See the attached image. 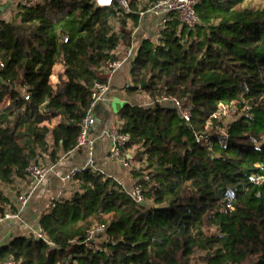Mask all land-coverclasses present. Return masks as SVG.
<instances>
[{"label":"trees","instance_id":"trees-1","mask_svg":"<svg viewBox=\"0 0 264 264\" xmlns=\"http://www.w3.org/2000/svg\"><path fill=\"white\" fill-rule=\"evenodd\" d=\"M125 1L41 0L0 19V218L29 165L81 150L95 84H108L109 63L134 47L140 12L157 0ZM196 10L195 28L173 17L128 62L127 92L153 100L119 112L146 203L94 167L78 170L71 194L39 219L52 244L12 237L0 264H264V0H200ZM164 96L193 105L189 125ZM221 103L236 109L223 135L206 129ZM100 225L105 239L91 250L84 241Z\"/></svg>","mask_w":264,"mask_h":264},{"label":"built area","instance_id":"built-area-1","mask_svg":"<svg viewBox=\"0 0 264 264\" xmlns=\"http://www.w3.org/2000/svg\"><path fill=\"white\" fill-rule=\"evenodd\" d=\"M5 0H0V4ZM122 6L128 9V4L125 0H118ZM200 0H157L154 2L147 10L140 12V19L145 16L151 15L159 20L160 26H164L168 21H171L173 17H177L182 25L193 29L198 24H200V17L197 13V5ZM21 5L23 6H31L33 5V1L30 2L28 0H22ZM134 54V47H130L127 51L121 56L120 59L110 62L108 66V70L110 73L124 67L132 58ZM4 63L0 62V68H4ZM110 87L108 84L97 82L94 86L92 92V109L96 103L101 101L104 96L109 92ZM26 100H30V95L27 94L25 96ZM162 103H169V105L173 106L176 109L179 117L186 123L190 124L193 119L194 107L191 103H187L180 99H176L169 96H164L160 100ZM92 109L88 112L86 117L83 119L81 123V132L78 138V143L76 148L83 149L88 148L90 158L94 155V141L89 139V134L96 124V118L92 114ZM235 108H232L231 104L221 103L219 105L218 111L213 115V119H211L206 129H212L215 126H220V130L223 134H225L223 125H221V121L224 117L228 116V113L233 115L236 111ZM216 122V123H215ZM228 125V124H227ZM108 137L111 141L110 150L108 152V158L111 161H117L122 164L124 168L130 169H141L142 163H137L133 158H130L128 155V149L126 148L129 144L131 137L129 134L122 132V129L119 126H115L111 128L107 132ZM210 135L201 134L197 136V142L205 143L210 145L212 149V142L210 140ZM133 163H136L137 167L134 166ZM91 164V163H90ZM85 169V168H84ZM78 170L71 171L65 178V185L68 184L73 177L76 175ZM54 172V167L48 165H41L38 163H32L25 170L26 179L21 181V189L22 187L30 188L31 185L40 186L43 184L50 173ZM148 172H144V178L146 181H149L150 178L148 176ZM261 180V179H256ZM30 184V185H29ZM64 188L60 191L58 196L55 198L53 206L55 205V201L60 200L62 197H67V193ZM14 187V185H12ZM5 194L10 193L9 188L4 189ZM128 195L137 203L145 204L146 196L143 189V186L140 182H136L132 189L126 190ZM30 194L24 190L16 193L14 195L11 203L4 206L5 213L0 218V227L5 228V232L3 234L2 239H0V246L6 245L8 243V239L10 234L15 229L16 225H25L26 224V210L29 205ZM228 208L232 209L231 205H228ZM106 227L104 225H100L89 232L84 244L91 250L95 249L97 242H102L105 239ZM31 234H33L37 239L43 240L48 244H52L47 234L41 229L31 230ZM6 264H14L13 261H10Z\"/></svg>","mask_w":264,"mask_h":264},{"label":"crops","instance_id":"crops-1","mask_svg":"<svg viewBox=\"0 0 264 264\" xmlns=\"http://www.w3.org/2000/svg\"><path fill=\"white\" fill-rule=\"evenodd\" d=\"M112 1L113 0H97L100 6H108ZM21 2L22 0L3 1L0 4V7L4 8L0 10V19L6 20L10 7L16 6L18 3L21 4ZM160 28L159 20L151 15L140 19L138 26L134 29V47H137L143 40L149 37L156 39V34ZM126 51L127 49H121L118 50L117 53L122 56ZM130 69L131 65L127 63L124 67L111 73L108 82L110 87L109 92L101 101L96 103L92 109V114L96 118V124L89 134V139L94 141L93 157L90 158L88 148H83L80 151H74L62 157L55 165H51L47 162L46 164L48 166L54 167V172L50 173L46 182L40 186L31 185L30 188L22 187V191L26 190L30 194V201L25 215L26 224L16 225L9 236L8 242L12 237H18L24 234L28 235L31 234V230L40 228L39 219L42 213L50 207L60 191L64 188V178L73 170L94 167V169L99 170L107 177H112L117 180L127 190L132 189L135 183L139 181L140 177L135 176L132 170L124 168L121 163L111 161L108 158L111 141L107 132L111 128L120 125L119 112L123 105L131 104L145 107L153 105V100L146 95V93L132 94L127 92L126 87L130 86ZM62 71L63 67L61 65L55 68L52 77L54 84L58 82V75ZM128 155L130 158H133L134 151L128 150ZM133 164L137 167L136 163ZM72 189L73 186L70 181L65 185L67 196L71 194ZM4 232L5 228L0 227V239H2Z\"/></svg>","mask_w":264,"mask_h":264},{"label":"rangeland","instance_id":"rangeland-1","mask_svg":"<svg viewBox=\"0 0 264 264\" xmlns=\"http://www.w3.org/2000/svg\"><path fill=\"white\" fill-rule=\"evenodd\" d=\"M28 1H30V2L33 1V4H35V3H37L38 1H41V0H28ZM19 5H20V3H18L16 6L10 7L9 12H8V17L6 19L7 21H12L13 19H15L17 13H19L18 12V7H17ZM233 117L234 116L231 115L230 113H228V116L227 117H224V119L221 121V125H223L222 126L223 129L227 126V124H229L232 121ZM226 129H227V127H226ZM218 131H219V134L220 135H223L222 134L223 131L222 132L220 131V126H219V130ZM214 134H215V132H214ZM143 167H144L143 170H145L146 166L143 165ZM145 172H148V171L146 170Z\"/></svg>","mask_w":264,"mask_h":264},{"label":"water","instance_id":"water-1","mask_svg":"<svg viewBox=\"0 0 264 264\" xmlns=\"http://www.w3.org/2000/svg\"><path fill=\"white\" fill-rule=\"evenodd\" d=\"M3 9H4L3 7H0V10H3ZM146 84H147V83L143 84V85L141 86V89H143V88L146 86ZM171 108H173L172 105H171Z\"/></svg>","mask_w":264,"mask_h":264}]
</instances>
